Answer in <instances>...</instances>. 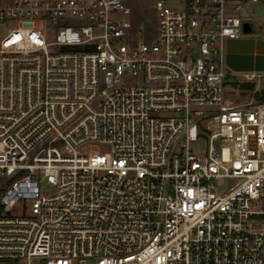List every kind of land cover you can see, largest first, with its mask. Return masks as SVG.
I'll list each match as a JSON object with an SVG mask.
<instances>
[{
    "label": "built area",
    "instance_id": "built-area-1",
    "mask_svg": "<svg viewBox=\"0 0 264 264\" xmlns=\"http://www.w3.org/2000/svg\"><path fill=\"white\" fill-rule=\"evenodd\" d=\"M248 1L0 0V264H264Z\"/></svg>",
    "mask_w": 264,
    "mask_h": 264
},
{
    "label": "rangeland",
    "instance_id": "rangeland-1",
    "mask_svg": "<svg viewBox=\"0 0 264 264\" xmlns=\"http://www.w3.org/2000/svg\"><path fill=\"white\" fill-rule=\"evenodd\" d=\"M245 7L249 13L248 19L244 22V30L246 31V35L264 37V27L262 26L264 24V1H248ZM243 84L246 83L240 82L238 77L228 79L224 91V95L228 103L236 104L247 102L253 96L255 99L264 97V77H260L251 83L254 85L252 90L243 89L241 87ZM194 148L196 151L202 152L205 149V143L198 142ZM107 149V146L100 144H92L85 148L86 151L91 153H101L107 151Z\"/></svg>",
    "mask_w": 264,
    "mask_h": 264
},
{
    "label": "water",
    "instance_id": "water-1",
    "mask_svg": "<svg viewBox=\"0 0 264 264\" xmlns=\"http://www.w3.org/2000/svg\"><path fill=\"white\" fill-rule=\"evenodd\" d=\"M245 15V13H244ZM227 64L236 71H264V40L244 38L227 43Z\"/></svg>",
    "mask_w": 264,
    "mask_h": 264
},
{
    "label": "trees",
    "instance_id": "trees-1",
    "mask_svg": "<svg viewBox=\"0 0 264 264\" xmlns=\"http://www.w3.org/2000/svg\"><path fill=\"white\" fill-rule=\"evenodd\" d=\"M241 87L243 88V89H249V90H252L253 88H254V85H252V84H250V83H246V84H243V85H241ZM256 97H258V96H256ZM259 98V97H258ZM261 100H264V97H262V98H260ZM0 193H1V191H0Z\"/></svg>",
    "mask_w": 264,
    "mask_h": 264
}]
</instances>
